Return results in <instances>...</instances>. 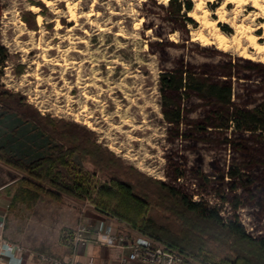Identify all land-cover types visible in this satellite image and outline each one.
Segmentation results:
<instances>
[{"label":"rangeland","instance_id":"1","mask_svg":"<svg viewBox=\"0 0 264 264\" xmlns=\"http://www.w3.org/2000/svg\"><path fill=\"white\" fill-rule=\"evenodd\" d=\"M51 1L0 0V43L7 52L0 62L1 152L25 165L64 152L69 143L57 127L52 129L44 119L37 118L39 113L44 114L67 130L89 134L110 149L120 159L122 177L131 178L134 171L130 167H134L201 200L204 196L215 199V194L223 191L233 208L243 206L253 211L255 227L264 235V133L211 127L206 132L197 130L192 121L203 117L207 99L192 95L178 98L169 93L165 99L158 77L159 71L177 65L180 58L216 71L227 57L224 52L238 59L242 57L238 50L243 47L255 54L254 60L261 61L264 8L253 6L251 0H192L196 17L185 12L194 18L192 22L184 17L164 18L161 4L167 0ZM173 4L174 1L170 7ZM203 7L213 18L220 8L224 19L215 20V24L237 39L230 35L223 49L216 47L213 27L200 17ZM70 9L73 18L68 17ZM25 10L32 12L35 26L23 18L24 13L32 17ZM241 22L259 34L263 47L251 46L239 30ZM253 72L252 77L239 79L235 91L240 96H233L238 103L249 98V107L264 93V74ZM169 101L194 106L185 112L186 121L178 124L182 134L176 123L163 114ZM187 121L192 125L187 126ZM62 155L66 162L55 160L53 171L65 180L74 174L88 175L90 194L76 198L60 192L62 198L55 200L41 192L33 200H12L5 224L9 235L18 242L37 247L52 241L53 220L71 210L77 212L78 218L74 225L60 229L59 237L64 243L63 230L87 222L88 209L117 218L98 202L101 194L97 187L110 183L109 173L77 151ZM231 167L245 171L251 180L242 184L230 177L226 170ZM22 175L24 167L0 158L3 191L4 184ZM67 246L69 254L71 247ZM29 251L42 260L62 258L44 248ZM180 252L183 257L199 258L209 264H217L221 256L214 244L199 248L195 244Z\"/></svg>","mask_w":264,"mask_h":264},{"label":"trees","instance_id":"2","mask_svg":"<svg viewBox=\"0 0 264 264\" xmlns=\"http://www.w3.org/2000/svg\"><path fill=\"white\" fill-rule=\"evenodd\" d=\"M172 1L174 4L170 7ZM161 6L164 8V18L184 17L195 21L192 16L185 14L191 9L192 0H167ZM25 11L32 17L30 19L24 13L23 18L28 25L35 26L32 12ZM6 54L0 43V62ZM224 54L227 57L220 62L216 71H211L210 66L201 68L199 65L187 63L182 58L177 65L159 71L163 97L166 99L167 93L178 98L182 95L205 97L207 111L202 118L192 121L195 128L202 132L211 127L264 133V93L250 107L247 106L249 98L242 99L240 103L233 98L240 96V92L235 91V84L240 83L239 79L252 77L253 71L264 74V62L243 56L237 59L229 52ZM19 70L20 68L16 69ZM167 104L163 108V114L168 121L176 123L177 127L180 121H186L185 112L194 107H184L179 101H169ZM37 118L44 119L52 129L57 127L69 146L53 158L44 156L27 165L0 150L1 159L10 164L21 165L25 169V175L2 186L9 194V203L16 199L33 200L41 192L49 194L55 200L62 198L60 192L76 198L89 195L91 182L88 175L74 174L65 180L52 169L55 160L66 162L63 153L70 155L77 151L81 155H87L98 168L110 175L109 184L97 187L101 194L98 202L140 233L164 240L180 251L195 244L198 248L214 244L216 251L221 254L217 264H264V235L259 234L260 229L255 227L253 220V211L248 207L233 208L224 198L223 191L215 194V199L207 196L203 200L191 198L163 178L141 172L134 167H130L134 171L131 178L122 177L119 174L123 171L119 157L91 139L89 134L78 133L75 129L67 130L66 126L44 114L39 113ZM188 124L187 126L192 125L190 122ZM178 128L182 134V130ZM226 172L230 177L239 179L242 184L251 180L246 172L237 167L228 168ZM221 208L223 214L220 212ZM240 215H243V221ZM246 225L251 227L247 230Z\"/></svg>","mask_w":264,"mask_h":264},{"label":"crops","instance_id":"3","mask_svg":"<svg viewBox=\"0 0 264 264\" xmlns=\"http://www.w3.org/2000/svg\"><path fill=\"white\" fill-rule=\"evenodd\" d=\"M9 208V194L0 188V238H5L11 241L18 242L14 237L7 232V225L5 224V216ZM65 213V212H64ZM56 217V216H55ZM85 217L88 219L87 223L93 224L97 218H102L108 222L111 230L125 231L129 238L135 237L140 233L135 228L127 226L123 222L111 215H102L90 209L86 211ZM77 212L74 210L66 212L65 215L57 216L53 220L55 223V233L52 241L41 243L37 247H32L27 244H22V249L12 248L10 254H2L0 264L9 261V264H54L52 261L39 259L33 255L29 249L44 248L53 252L62 258L68 255V246L61 241L59 231L63 226H72L77 222ZM52 222V223H53ZM51 240V239H50ZM128 245H110L95 240H85L81 242L76 251V258L80 264H147L146 262L129 258ZM175 264H209L207 261L195 257H183V259Z\"/></svg>","mask_w":264,"mask_h":264},{"label":"built area","instance_id":"4","mask_svg":"<svg viewBox=\"0 0 264 264\" xmlns=\"http://www.w3.org/2000/svg\"><path fill=\"white\" fill-rule=\"evenodd\" d=\"M220 212L223 214V208L220 209ZM240 219L244 220L243 215H240ZM250 227V225H246L247 230ZM61 237L71 247V251L64 258H52L54 264H80L75 254L79 244L88 239L110 245H128L129 258L147 264H175L183 259L182 252L159 239L143 233L129 238L125 231L111 230L109 223L102 218H97L93 224L79 222L74 227L63 230ZM12 248L22 249L23 246L19 242L0 238V261L2 254H10ZM4 264H9V261H5Z\"/></svg>","mask_w":264,"mask_h":264},{"label":"bare ground","instance_id":"5","mask_svg":"<svg viewBox=\"0 0 264 264\" xmlns=\"http://www.w3.org/2000/svg\"><path fill=\"white\" fill-rule=\"evenodd\" d=\"M224 1V0H223ZM236 1H239V0H236ZM263 1V0H262ZM45 2L46 3H50V2H52L51 0H45ZM243 2V1H242ZM241 2V3H242ZM238 3V2H237ZM251 3L253 4V6L255 5V6H258V7H260V8H264V2H260L259 0H251ZM236 4V3H235ZM239 4V3H238ZM238 4H236V5H238ZM199 5V4H198ZM223 5V4H222ZM30 6L32 7V8H35V7H37V5H35V4H30ZM69 6V5H68ZM67 6V7H68ZM220 7V6H219ZM223 8V7H222ZM52 9V8H51ZM258 9V8H257ZM261 9V10H262ZM216 12H217V17H215V18H213V17H211L209 14H208V10H207V8H205V7H203L202 8V11H201V14H200V17H201V19H202V21L203 22H205V23H208L209 25H211L213 28H212V36H213V38H214V40H215V46L216 47H218V48H224L225 47V45H226V43L229 41V37H230V35L231 34H229L228 32H226L225 30H223V29H221L217 24H215V20H217V19H224L223 17H224V15H223V12H222V10L220 9V8H217L216 10H215ZM252 11V10H251ZM254 12V11H253ZM258 12V11H257ZM260 12V11H259ZM262 12V11H261ZM188 14H191L192 16H194V17H196L195 15H194V11H193V9H190L189 11H188ZM258 13H256V15H257ZM40 14H38V16H39ZM250 15V14H249ZM198 16V15H197ZM68 17L69 18H73L74 17V12L70 9L69 10V15H68ZM253 17V16H252ZM252 19V18H251ZM71 20V19H70ZM76 20V19H75ZM227 20V19H226ZM229 20V19H228ZM38 21V20H37ZM57 21V20H56ZM242 21V20H241ZM137 21H135V23H136ZM242 22H244V21H242ZM240 23L239 24V30L242 32V33H244L245 34V36H246V38H247V40L249 41V43L251 44V46H253V47H255L256 49H259V48H261V47H263V42L262 41H260L259 40V38H258V36H259V34H256L252 29H250L251 28V26H250V28H249V26H248V24H244V23ZM58 23V22H57ZM259 23V22H258ZM204 24V23H203ZM208 24H206V25H208ZM250 24V23H249ZM262 25H263V28H264V22H262L261 23ZM136 25V24H135ZM205 25V26H206ZM234 25H235V23H234ZM257 25H259V24H257ZM261 26V25H260ZM259 26V27H260ZM133 27H135L134 25H133ZM235 27V26H234ZM56 29V28H55ZM210 29V28H209ZM238 30V29H237ZM238 30V31H239ZM262 30H264V29H262ZM122 32H124V31H122ZM240 32V33H241ZM116 33H117V31H116ZM240 33H238V35L240 34ZM262 33V32H261ZM210 34V33H209ZM124 35V34H123ZM211 36V37H212ZM231 37L232 38H234L235 37V35L234 34H232L231 35ZM237 37V36H236ZM235 37V38H236ZM234 38V39H235ZM241 38V37H240ZM243 38H244V36H243ZM237 39V38H236ZM235 39V40H236ZM239 40V39H238ZM246 40V39H245ZM244 41V40H243ZM233 43V42H232ZM239 43H240V41H239ZM247 43V42H246ZM245 44V43H244ZM240 45V44H239ZM241 46V45H240ZM50 47V46H49ZM52 47V46H51ZM238 47V46H237ZM233 48V47H232ZM240 48V47H239ZM235 49V48H234ZM255 51V50H254ZM261 51V50H260ZM264 51V50H263ZM254 53V52H253ZM260 53V52H259ZM263 53V52H262ZM238 54L239 55H241V56H243V57H248V58H251V59H255L256 57L250 52V51H248L246 48H241V49H239L238 50ZM264 54V53H263ZM45 56V55H44ZM258 56H260V55H258ZM259 60H261V61H264V56H262ZM65 61V60H64ZM56 89V88H55ZM86 123L87 124H89L90 123V121H89V119H87L86 118ZM92 126V125H91ZM126 130V129H125ZM138 137V136H137ZM112 146V145H111ZM117 148V147H116Z\"/></svg>","mask_w":264,"mask_h":264},{"label":"flooded vegetation","instance_id":"6","mask_svg":"<svg viewBox=\"0 0 264 264\" xmlns=\"http://www.w3.org/2000/svg\"><path fill=\"white\" fill-rule=\"evenodd\" d=\"M245 172V171H244ZM250 177V176H249ZM240 183H241V181H240ZM240 185V184H239Z\"/></svg>","mask_w":264,"mask_h":264}]
</instances>
